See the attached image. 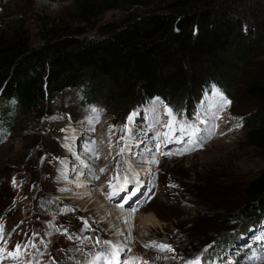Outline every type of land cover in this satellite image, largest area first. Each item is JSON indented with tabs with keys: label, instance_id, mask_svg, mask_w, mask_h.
I'll return each mask as SVG.
<instances>
[{
	"label": "rangeland",
	"instance_id": "rangeland-1",
	"mask_svg": "<svg viewBox=\"0 0 264 264\" xmlns=\"http://www.w3.org/2000/svg\"><path fill=\"white\" fill-rule=\"evenodd\" d=\"M118 1L126 10L103 13L97 26L115 22L126 12L151 10L159 0H152L145 8L130 5L132 0ZM214 2L242 10L251 0ZM74 15L71 0H0V36L12 34L38 46L50 28L68 26L71 30L79 25ZM84 36L98 34L95 29H86ZM259 59L244 64L239 84L229 93L232 102L220 107L221 111H216V104L227 97L214 87L173 107L158 99L124 108L105 106L102 101L85 107L77 104L75 93L67 91L49 97L35 112L30 126L24 120L0 131V264H55L64 252L69 254L75 248L73 253L81 256V264H108L111 248L106 238L99 237L102 229L118 243L119 264L132 260L136 264H264V216L247 225L244 233H240L241 224L230 217L241 204L243 186L264 169V153L251 147L246 137L260 110L259 100L247 86L249 79L260 75ZM154 109V127H145ZM83 119L106 125L109 163L121 159L127 166L125 171H101L102 165L92 159L97 156L95 147L87 159L81 157L82 151L75 152L71 143L76 137L85 139H81L84 134L66 133L71 122ZM135 123L151 133V154L145 159H140L139 150L122 157L112 144L115 127L128 131L132 126V131ZM75 127L76 131H91L81 124ZM193 130H198L195 137L189 134ZM86 141L95 146L94 137ZM128 147V151L132 149ZM65 154L67 158L62 159ZM58 171L63 183L58 180ZM98 177L101 185L89 184H95ZM60 189L66 192L60 193ZM95 191L102 192L105 202L95 198L97 206L89 214L95 224H91L80 216L88 204L77 209L72 202L80 196L88 202ZM108 197L112 202H106ZM121 215L136 219V234L131 237L139 243L130 240L133 229L129 223L119 225ZM150 228L157 234L152 235ZM220 241H226L225 247L215 253ZM153 243L167 245L171 251L151 247ZM17 245L20 254L13 258L8 254L15 253ZM98 255L104 259L97 260Z\"/></svg>",
	"mask_w": 264,
	"mask_h": 264
},
{
	"label": "trees",
	"instance_id": "trees-1",
	"mask_svg": "<svg viewBox=\"0 0 264 264\" xmlns=\"http://www.w3.org/2000/svg\"><path fill=\"white\" fill-rule=\"evenodd\" d=\"M71 1L79 24L71 30L52 27L38 46L0 36L1 132L24 120L30 126L49 97L67 91L85 107L102 101L124 108L151 99L173 107L208 87L232 102L229 93L244 64L260 58V75L247 84L260 110L246 137L264 153V0H251L242 10L214 0H159L151 10L126 12L98 26L100 15L124 6L118 0ZM151 1L130 5L145 8ZM86 29L98 36L85 37ZM263 216L264 169L243 186L241 204L230 217L244 233ZM225 244L220 241L215 253Z\"/></svg>",
	"mask_w": 264,
	"mask_h": 264
},
{
	"label": "bare ground",
	"instance_id": "bare-ground-1",
	"mask_svg": "<svg viewBox=\"0 0 264 264\" xmlns=\"http://www.w3.org/2000/svg\"><path fill=\"white\" fill-rule=\"evenodd\" d=\"M213 100V99H212ZM219 105H221V104H219ZM219 105H217L216 104V106H217V108H216V111H221V110H219L220 109V106ZM212 106V105H211ZM210 106V107H211ZM216 106H214V107H216ZM157 110L156 109H154V110H151V112H150V116H148V118H147V120L145 121V127H148V126H151V127H154V124L151 122L152 120H151V118H152V116L154 115V113L153 112H156ZM208 113V112H207ZM212 115V114H211ZM135 119H139V117H135ZM208 119H209V117H208ZM65 120L63 119L62 121H60V122H58V125H59V127H58V130H61L60 129V124L62 123V122H64ZM150 121V122H149ZM213 121V120H212ZM210 123V122H209ZM75 124H77V125H84V126H88V127H90L91 128V131H82V129L81 130H74V129H76L77 127H75ZM144 125V124H143ZM210 125H211V123H210ZM162 126H163V124H162ZM50 127V126H49ZM150 127V128H151ZM221 128V127H220ZM219 128V129H220ZM72 131H74V132H76V133H82V134H84V136L83 135H81V139H83V138H85V139H83V140H81V141H86V140H91V138H92V141H93V137H94V139H95V142H94V144H95V146L93 145V144H91V142L90 141H86V142H89L90 144H91V146H92V149H91V151H90V154H93V149H94V147L96 148V151H97V156H94V158H92V159H94V161L96 160L97 161V163L99 164V165H102V168H103V170H105V169H109V168H113L114 170H117V171H120V170H126L127 169V166L124 164V162L120 159V162L119 163H117V162H113L112 164H110L109 163V158H108V155H107V143H108V140H107V133H106V125L104 124V123H102V122H100V121H89V120H86V119H83V120H79V121H76V122H71V126L70 127H68V130H67V133H66V135H69V133L70 132H72ZM87 134H89V135H91V136H87ZM65 135V136H66ZM151 135V133L150 132H146L145 131V129L144 130H140L139 129V124H137V123H135V126L133 127V130L131 131L130 130V134L128 135L129 137L128 138H130V139H132V141H133V145H136V143H137V150H139V154H140V159H145L149 154H151L150 153V150L152 149V146H151V143H150V140H151V138L149 137ZM86 137L88 138V139H86ZM222 139V138H221ZM115 140H116V138H115ZM218 140H220V139H218ZM81 141H79V139H77L76 140V142L75 143H71V145H74L73 147L74 148H76L75 150H77V149H79V147H80V145H81ZM145 142V144L144 143H141V142ZM69 145V144H68ZM128 147V146H127ZM132 149H134V148H132ZM77 151H79V153H81V150H77ZM128 153H132V152H130V150L128 151ZM81 155L82 156H84V154L83 153H81ZM58 156H61V153H59L58 154ZM67 154H65L64 155V157H62V159H65V158H67ZM91 156V155H90ZM130 160H131V158H130ZM130 162V165L132 166V167H137V166H135L134 165V162H131V161H129ZM137 163V162H136ZM77 164V163H76ZM129 164V163H128ZM81 166V164H79V162H78V166ZM138 165V164H137ZM82 167V166H81ZM62 169L63 167H62V165L61 166H58V169ZM71 173V172H70ZM90 174V173H89ZM108 174V173H107ZM58 176H59V182H61V183H63V180H64V177L63 176H61V174L59 173V171H58ZM103 177V176H102ZM99 178V177H98ZM104 178V177H103ZM101 177L99 178V180H97L96 182H95V184L94 183H89V184H93V185H101L102 184V182H101ZM53 185H54V183H53ZM49 186V185H48ZM98 187V186H97ZM61 190V189H60ZM63 192H66V190H61V192L60 193H63ZM96 192V191H95ZM97 193V192H96ZM100 193H102V192H99V193H97V194H94V197L93 198H91L88 202L86 201V198H85V196H80V199H78V201H76V202H72V205L74 206V207H77V209L78 208H82L83 206H85V205H87L88 204V207L86 208V209H84V214H82V215H80L81 216V218H82V220H85V221H88L89 223H91V224H95L94 223V221H93V217H91L89 214L91 213V208L92 207H96L97 206V204H96V201H95V198L96 199H98V201L100 200V202L101 203H103V202H105V200H104V196H102ZM109 201H111L112 202V200H110L109 199V197L106 199V202L107 203H110ZM80 210V209H79ZM99 213L100 214H103V211H99ZM115 215H119L118 213H115ZM109 218H110V220L112 219V215L111 216H109ZM119 218V220H118V223H119V225L121 226H123L124 225V223H129V225L131 226V228L133 229V231L132 232H129V237H130V240H132L133 242H135L136 241V243L138 242L139 243V241H137V240H133L132 239V237H131V235H133V234H136V231H135V225H136V222H135V218H131L130 220H128V219H125L126 217H123L122 215L120 216V217H118ZM125 219V220H124ZM135 219V220H134ZM147 220H149V218H146ZM117 226V225H116ZM100 228L102 229V227H101V225H100ZM115 228V227H114ZM149 232L152 234V235H156L157 233H156V229H154V228H150L149 229ZM87 234H91L90 232H86ZM140 235V234H139ZM79 236V235H78ZM99 237L100 238H106V240H108L109 242H111V244L112 245H118V243L117 242H115V240H111L110 239V237H108L107 236V233L102 229V233H101V235H99ZM92 239L93 240H95L96 239V237L95 236H93L92 235ZM155 240H159V239H155ZM154 240V241H155ZM149 242V241H148ZM109 245V244H108ZM137 246V245H136ZM109 247H110V245H109ZM77 248H75L74 249V251L76 250ZM84 250V249H83ZM73 251V252H74ZM73 252H71V253H63L62 254V256H60L58 259H56V262H55V264H81V263H83L82 262V259L80 258L81 256L80 255H78L77 254V252L76 253H73ZM103 252V251H102ZM165 254L167 255V257H169V253H167V251H165ZM104 255V254H103ZM6 261V260H5ZM162 264V263H161Z\"/></svg>",
	"mask_w": 264,
	"mask_h": 264
},
{
	"label": "snow or ice",
	"instance_id": "snow-or-ice-1",
	"mask_svg": "<svg viewBox=\"0 0 264 264\" xmlns=\"http://www.w3.org/2000/svg\"><path fill=\"white\" fill-rule=\"evenodd\" d=\"M216 95L217 96H220L221 94L219 92H217ZM228 103H230V101L224 100L222 98V103H221L220 107H223L225 104H228ZM169 115H171V111L170 110H169ZM129 119H131V117ZM169 127H171V125H169ZM181 131H185V129H181ZM197 131L198 130H193L189 134L192 137H195L197 135ZM180 154H183V153H180ZM101 171H104V170L102 169ZM109 187L115 188V185L109 184ZM109 199H110V197H109ZM105 243L106 244H109L110 245V248H111V257H112V259H109L108 264H119V260H118L119 248H118V246L112 245L111 242H108V241H105ZM151 247H159L161 250L171 251V248L169 246H167V245H156L155 243H153L151 245ZM19 248H20V246L17 245V251L15 253H9L8 255L12 256L13 258H18L19 254H20L19 253ZM96 259L97 260H103L104 257L98 255L96 257ZM125 264H136V262L134 260H132V261H126ZM144 264H146V262H144ZM195 264H199V261H196Z\"/></svg>",
	"mask_w": 264,
	"mask_h": 264
}]
</instances>
